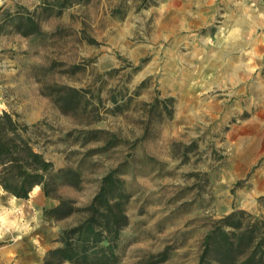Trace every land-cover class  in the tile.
<instances>
[{
	"label": "rangeland",
	"instance_id": "1",
	"mask_svg": "<svg viewBox=\"0 0 264 264\" xmlns=\"http://www.w3.org/2000/svg\"><path fill=\"white\" fill-rule=\"evenodd\" d=\"M2 111L75 173L74 207L117 171L112 264H197L213 226L264 221V0H0ZM36 193L0 188V264H43L77 222Z\"/></svg>",
	"mask_w": 264,
	"mask_h": 264
},
{
	"label": "trees",
	"instance_id": "2",
	"mask_svg": "<svg viewBox=\"0 0 264 264\" xmlns=\"http://www.w3.org/2000/svg\"><path fill=\"white\" fill-rule=\"evenodd\" d=\"M31 23L33 20L29 19ZM36 28V27H35ZM33 32V30L29 31ZM150 118V112L148 113ZM107 140L104 147L114 146ZM75 173L70 168L55 169L52 162L34 147L28 126L19 123L7 111L0 113V188L13 198L27 199L35 187L46 197L58 200L48 210L56 220L78 214L77 222L61 231V245L46 251L43 264H112L122 229L128 224L127 193L117 171L104 175L90 202L74 207V202L57 194L62 184H72ZM236 212L219 220L231 224ZM258 226V228H255ZM262 227V228H261ZM262 229V230H261ZM264 221L248 223L238 233L221 226L208 230L197 264H261L264 253ZM164 258V253L157 255ZM162 260V259H160Z\"/></svg>",
	"mask_w": 264,
	"mask_h": 264
},
{
	"label": "crops",
	"instance_id": "3",
	"mask_svg": "<svg viewBox=\"0 0 264 264\" xmlns=\"http://www.w3.org/2000/svg\"><path fill=\"white\" fill-rule=\"evenodd\" d=\"M37 192L35 194V197H37L40 201H41V204L42 206L44 207H54L57 205V201L53 198H50V197H46L43 192L40 190L39 187H35L33 188V190L30 192ZM30 195V194H29ZM17 200H20L18 198H16ZM16 260V259H15Z\"/></svg>",
	"mask_w": 264,
	"mask_h": 264
},
{
	"label": "bare ground",
	"instance_id": "4",
	"mask_svg": "<svg viewBox=\"0 0 264 264\" xmlns=\"http://www.w3.org/2000/svg\"><path fill=\"white\" fill-rule=\"evenodd\" d=\"M14 199H16V198H14Z\"/></svg>",
	"mask_w": 264,
	"mask_h": 264
}]
</instances>
